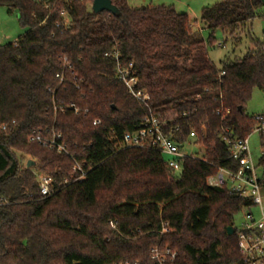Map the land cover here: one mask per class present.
Returning a JSON list of instances; mask_svg holds the SVG:
<instances>
[{"label":"trees","instance_id":"obj_1","mask_svg":"<svg viewBox=\"0 0 264 264\" xmlns=\"http://www.w3.org/2000/svg\"><path fill=\"white\" fill-rule=\"evenodd\" d=\"M92 2L0 0L28 28L0 46V264H160L156 247L177 252L164 264H247L234 219L253 201L207 180L240 168L222 127L242 139L261 124L246 105L264 90V43L252 38L254 51L220 67L209 48L217 30L234 35L258 16L263 0L205 7L198 31L173 5L112 0L120 10L112 14ZM116 52L136 70L147 104L116 77ZM151 112L180 126L181 144L194 131L205 160L185 157L175 171L156 148L119 146ZM33 131L61 133L68 153L30 141ZM76 161L88 169L82 181ZM39 173L53 178L51 196L41 194Z\"/></svg>","mask_w":264,"mask_h":264},{"label":"built area","instance_id":"obj_2","mask_svg":"<svg viewBox=\"0 0 264 264\" xmlns=\"http://www.w3.org/2000/svg\"><path fill=\"white\" fill-rule=\"evenodd\" d=\"M113 55L117 60L116 77L118 80L124 83L133 97L147 104L150 100V94L138 89V75L132 64L124 66L119 61V53L116 52ZM57 77L63 80L62 75L57 74ZM71 107L76 112L79 111V108L75 105ZM221 112L219 110L217 113L220 114ZM254 117L261 124L254 128L253 132L264 131V113L256 114ZM223 118H225V114L222 116ZM100 123L99 119L94 121V124ZM3 127L5 128V126ZM179 132H181L179 125L171 127L168 121L163 120L160 115L151 112L144 117L137 129L125 132L121 142L118 144L121 147L156 148L166 157L167 164L175 171H179L181 169V161L185 157H197L205 160L203 155L187 150L189 144L197 143L196 133L192 131L188 140L181 144L176 139ZM219 133L222 141L229 146L230 158L238 160L240 168L237 171L220 168L217 174L208 177V184L211 186L227 185L230 190L236 192L240 197L251 199L253 201L252 207L257 206L258 216L252 211L251 206L246 207L249 211L245 214V222L241 228L236 227V233L239 238V250L245 262L247 264H264V195L262 193L264 176L260 177L257 174L256 166L250 155V135L241 139L226 127H222ZM110 134L111 140L117 138L114 130H111ZM61 139V133H54L49 137L37 131H33L29 137L30 141H37L60 153H68L67 146ZM73 168L76 171H80V174L75 176V181H82L86 177L88 169H85L77 161ZM38 181L40 192L43 196H51L54 193L53 178L51 176L39 173ZM111 225L115 227L112 222ZM169 231V222H163L161 232ZM152 251V257L156 258L160 264H164L168 260L172 262L177 255L176 251H171L169 248L165 250V254H162L157 247ZM165 255L168 256V259H166Z\"/></svg>","mask_w":264,"mask_h":264},{"label":"rangeland","instance_id":"obj_3","mask_svg":"<svg viewBox=\"0 0 264 264\" xmlns=\"http://www.w3.org/2000/svg\"><path fill=\"white\" fill-rule=\"evenodd\" d=\"M128 3L134 8H141L153 5H173L177 11L187 13L192 21L195 31L204 28L201 22V12L205 7L215 6L222 0H127ZM92 8V3L88 4ZM28 30V28L21 24L19 14L17 11H9L5 6L0 5V46L13 42L14 37H21ZM201 35L205 40L208 39V32L203 30ZM216 45L209 48V58L219 67L224 60H234L241 58L247 53L256 49L252 43V38H257L264 43V5L260 8L258 16L250 21L245 27L237 31L234 35L229 32H223L221 29L215 33ZM247 114L254 116L256 114L264 113V90H254L252 97L246 105ZM250 155L253 163L256 166L257 174L260 177L264 176V168L259 165V160L263 154L262 148V133L254 131L250 135ZM187 150L199 155H204L205 149L198 143H191ZM35 159L26 156V160ZM35 164V163H34ZM34 164H31L32 167ZM28 167V165H27ZM264 195V189L262 191ZM248 208L244 207L236 215L234 219L235 227L241 228L245 222V214ZM252 211L258 216L257 206L252 207ZM159 251L165 254V250ZM168 259V256H166Z\"/></svg>","mask_w":264,"mask_h":264},{"label":"water","instance_id":"obj_4","mask_svg":"<svg viewBox=\"0 0 264 264\" xmlns=\"http://www.w3.org/2000/svg\"><path fill=\"white\" fill-rule=\"evenodd\" d=\"M264 2V0H263ZM92 10L96 13L102 12V11H108L112 14H119L120 10L119 8L112 2V0H93L92 2ZM35 162L33 160L28 161V167L31 166V164H34ZM229 235H232L235 233V227L230 226L228 228Z\"/></svg>","mask_w":264,"mask_h":264},{"label":"crops","instance_id":"obj_5","mask_svg":"<svg viewBox=\"0 0 264 264\" xmlns=\"http://www.w3.org/2000/svg\"><path fill=\"white\" fill-rule=\"evenodd\" d=\"M17 39H18L17 37H14V41L13 42H15Z\"/></svg>","mask_w":264,"mask_h":264}]
</instances>
